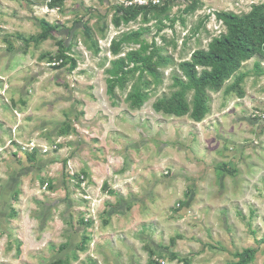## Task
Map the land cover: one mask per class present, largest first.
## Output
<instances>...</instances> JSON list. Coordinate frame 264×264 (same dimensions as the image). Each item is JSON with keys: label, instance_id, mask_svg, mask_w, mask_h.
I'll use <instances>...</instances> for the list:
<instances>
[{"label": "rangeland", "instance_id": "obj_1", "mask_svg": "<svg viewBox=\"0 0 264 264\" xmlns=\"http://www.w3.org/2000/svg\"><path fill=\"white\" fill-rule=\"evenodd\" d=\"M131 1L0 0V264H224L246 247L264 264V56L209 91L198 122L152 107L224 31L215 12L264 0H146L115 26ZM137 29L157 76L109 95V43ZM238 74L243 95L226 93Z\"/></svg>", "mask_w": 264, "mask_h": 264}, {"label": "trees", "instance_id": "obj_2", "mask_svg": "<svg viewBox=\"0 0 264 264\" xmlns=\"http://www.w3.org/2000/svg\"><path fill=\"white\" fill-rule=\"evenodd\" d=\"M60 0H55V3ZM197 0H190V3L182 10L188 12L197 6ZM146 8V6L131 5L119 7L121 13L114 19V25L121 22L127 24ZM166 8L159 7V11L165 12ZM215 18L221 22L224 31L212 37L206 49L192 51L189 60L178 63L181 76H173V86L176 88L169 96L157 98L152 107L156 112L181 117L188 115L195 122L202 120L208 112L209 91L217 92L230 77L236 73L241 64L255 55L264 56V1L250 5L247 13L238 15L229 11H217ZM165 18L168 17L165 15ZM159 25L162 21L158 19ZM42 26L47 23L41 21ZM143 29L127 31L109 43V51L115 57L110 61L107 73L106 92L113 95L116 88L125 87L129 76L138 72L142 77L144 72L157 76L156 64L152 61L157 55L154 42L148 44L141 36ZM48 30L41 33L40 38H45ZM138 44L137 48H129L123 55L121 49L125 45ZM64 52V49L61 50ZM158 59L166 60L165 58ZM62 64V63H61ZM75 65L70 59V68ZM242 75L238 74L234 81L225 87L226 93L235 91L239 96L243 92L239 88ZM145 86L149 83L143 82ZM191 92V103L187 101V94ZM147 99V93L141 88L134 86L127 94V100L132 108H139ZM87 223V221H86ZM254 247H246L234 253L235 260L224 264H249L256 253ZM55 264H60L56 262Z\"/></svg>", "mask_w": 264, "mask_h": 264}, {"label": "built area", "instance_id": "obj_3", "mask_svg": "<svg viewBox=\"0 0 264 264\" xmlns=\"http://www.w3.org/2000/svg\"><path fill=\"white\" fill-rule=\"evenodd\" d=\"M152 3H158L159 2V0H150ZM134 3H136V4H138V5H143V4H146L147 2H146V0H134ZM133 4V2L131 1L130 3H129V5H132ZM253 4V3H252Z\"/></svg>", "mask_w": 264, "mask_h": 264}]
</instances>
